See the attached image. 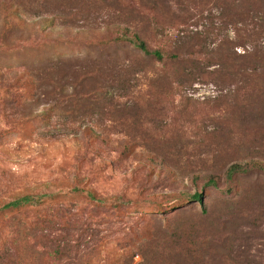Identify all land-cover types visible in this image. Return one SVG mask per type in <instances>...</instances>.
<instances>
[{
    "label": "rangeland",
    "instance_id": "obj_1",
    "mask_svg": "<svg viewBox=\"0 0 264 264\" xmlns=\"http://www.w3.org/2000/svg\"><path fill=\"white\" fill-rule=\"evenodd\" d=\"M38 1L49 10L42 19L23 17L25 29L14 36L28 42L25 48L10 47L15 56L37 61L112 55L139 65L145 74L126 70L130 91L113 101L124 119L97 122L95 139L82 137L92 121L64 128L55 116L46 126L38 120L11 129L14 115H2L0 104V126L6 130L0 136V207L24 195L35 202L11 213L0 210V238L8 239L16 228H32L31 244L42 264H77L83 253L94 264H139L154 221L163 224L198 209L188 196L201 192L210 228L199 264H264V172L251 169L230 181L223 177L233 161L264 163V128L244 130L237 119L241 96L234 86L214 85L210 75L226 55L243 52L238 46L244 31L241 0ZM54 5L73 10L53 17ZM134 33L163 60L135 51L127 42ZM117 38L121 45H88ZM160 72L170 79L154 80L152 74ZM248 101L258 107L259 101ZM72 133L82 137L84 163L75 161L69 144L58 143L69 141ZM38 145L44 154L35 151ZM123 150L126 157L119 155ZM179 157L192 165L189 171L177 169ZM205 169L216 188L202 189L199 171ZM214 231L221 237L218 243L211 238ZM62 239L69 259L58 263L50 253ZM163 246L158 242L159 253ZM151 257L142 264H153ZM157 261L175 264V257L160 255Z\"/></svg>",
    "mask_w": 264,
    "mask_h": 264
},
{
    "label": "trees",
    "instance_id": "obj_2",
    "mask_svg": "<svg viewBox=\"0 0 264 264\" xmlns=\"http://www.w3.org/2000/svg\"><path fill=\"white\" fill-rule=\"evenodd\" d=\"M240 15L244 27L243 37L238 46L243 49L241 54H228L221 59V65L211 71L212 83L214 85L234 86V90L241 96L237 118L242 122L244 130L263 129L264 124V0H254L252 5L243 4ZM54 16L59 15L60 10H73L66 6L54 5ZM49 8L38 0H0V104L2 115H14L13 122L9 125L11 129L23 123L40 121L44 126L49 124L53 116L56 117L61 127L77 125L83 127L84 122H90L84 130L82 137L87 140L95 139L96 133L93 126L102 125V121H111L110 118L124 119L120 110L115 108L113 101L118 100L123 94L130 91V86L123 78L127 71L145 74L144 68L139 65H129L123 58L118 56H85L84 58L67 59L62 57L44 58L37 61L28 57H17L11 48L15 44L26 47L27 39L20 35L14 36L17 31H23L25 16H34L42 19ZM249 12L252 17L250 18ZM249 13V14H248ZM254 17V22L252 18ZM53 20V19H52ZM51 20V21H52ZM46 22V20H44ZM247 23H251L249 28ZM253 23V25H252ZM128 44L143 57H150L158 62L163 60L158 50H150L145 42L133 34L127 39ZM123 43L120 38L110 42L89 43L90 46H118ZM16 57V58H15ZM170 58L176 59L173 55ZM133 68V69H132ZM127 70V71H126ZM179 76L183 77L184 74ZM154 80H166L165 73H153ZM178 77L177 80H181ZM250 87V90L245 88ZM120 93H117V92ZM126 96V95H125ZM243 99H247L243 100ZM249 100L259 101L258 107H254ZM6 108L8 112H6ZM113 122V120H112ZM250 123V124H249ZM248 126V127H247ZM4 131H6L4 129ZM0 126V136L4 134ZM69 141L62 138L58 143L63 146L69 144L75 152V161L84 163L87 152L82 146V137L77 133L68 134ZM106 143L110 141L105 136ZM43 145L35 148L37 153H45ZM208 153V152H207ZM126 157L128 153L123 150L119 153ZM197 166V165H196ZM161 168H166L164 165ZM192 167L190 163H182L181 157L177 160V169L180 173ZM251 169H259L264 172V163L253 159L243 162H231L223 172L226 181L232 180L236 175L247 174ZM208 169L199 171L201 178L205 181L204 187L216 188L215 178L209 174ZM2 178H0L1 180ZM193 184H196L195 181ZM74 190L79 189L74 187ZM91 197V191H85ZM190 201L198 204V209H192L178 214L172 220L161 224L154 221L151 227V236L148 244H143L141 262L150 261L158 263L160 255L172 254L175 264H199L206 255V237L209 223V212L201 192H194L188 196ZM34 198L24 195L14 198L1 205V211L13 212L24 207H29ZM209 227V228H208ZM216 227L213 229L215 230ZM23 231L15 229L10 231L9 238H0V264H42L41 253L31 244V233L33 229L23 228ZM212 240L219 242L214 231ZM42 240V238L40 239ZM164 242L163 249L159 253L158 242ZM44 242H46L44 240ZM222 242V241H221ZM175 245V252L166 247ZM44 246V244H41ZM51 258L58 263H65L69 259L68 244L62 239L54 249L51 250ZM40 258V259H39ZM77 264H94L88 254H81Z\"/></svg>",
    "mask_w": 264,
    "mask_h": 264
}]
</instances>
